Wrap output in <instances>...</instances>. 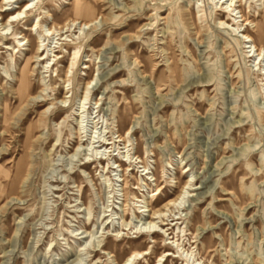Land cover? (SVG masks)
Instances as JSON below:
<instances>
[{
	"label": "rangeland",
	"instance_id": "rangeland-1",
	"mask_svg": "<svg viewBox=\"0 0 264 264\" xmlns=\"http://www.w3.org/2000/svg\"><path fill=\"white\" fill-rule=\"evenodd\" d=\"M218 1L43 0L5 30L9 45L25 40L14 57L0 46V264H122L150 245L151 253L134 264H154L167 251L164 264H181L180 253L191 250L189 264H264V54L256 61L250 47L264 46V0H234L236 19L222 26L228 5ZM0 14L2 31L8 14ZM75 18L95 20L83 30L74 25L63 36L67 41L50 34L49 28L60 30ZM39 33H49L44 48L62 56L48 72L35 54ZM245 35L254 43H244ZM27 60L29 85L21 99ZM78 115L86 139L113 130L124 138L133 128L128 149L117 143L133 166L112 156L115 170L104 176L107 161L78 170L90 153L83 146L73 156ZM23 160L28 174L13 183ZM184 166L196 185L180 209L168 212L171 228L174 216L183 217L169 230L170 237L181 232L186 252L178 253L168 234L135 233L144 220L132 214L176 198L186 181ZM83 247L89 254L81 256Z\"/></svg>",
	"mask_w": 264,
	"mask_h": 264
},
{
	"label": "bare ground",
	"instance_id": "bare-ground-1",
	"mask_svg": "<svg viewBox=\"0 0 264 264\" xmlns=\"http://www.w3.org/2000/svg\"><path fill=\"white\" fill-rule=\"evenodd\" d=\"M21 1L23 2V5L20 6L19 8H17V9L16 8L14 9L13 7L15 6V4H19V3H21ZM41 1H43V0H2V2L0 4V12L4 13L6 15L8 14V20L6 21V23L3 24L4 27L2 28V31H0V46L2 45L3 46L2 49L3 48L6 49V52L10 53V55L12 57H14V54L17 55L20 52L21 45H22L21 43L23 42V40H25V37H23L22 39L20 37H17L18 38V43H19L18 47L15 44H14V46H11L6 41L8 39V35L9 34L6 32L8 34V35H6L5 30H7L9 27L14 25L15 23H17V24L21 23L25 18H29L30 13H33L36 10V8L39 6V3ZM220 1L221 0H219L217 2V4L220 3ZM225 2H226V4L228 6H227V8H225L223 10V12H224L225 15H227V20L219 18L220 19V21H219L220 26L225 25V23H229L231 19L232 20L236 19V16L233 14L234 10L230 9L232 7V4H233L234 0H226ZM225 2L222 4V7H223V5H225ZM82 5H77L76 6V10H80V8H82ZM162 8H163V6L158 7L157 9L160 10ZM84 10H85V13H89V9L88 8H85ZM201 11H203V10H200L199 13ZM1 15L2 14H0V20H3L1 18ZM241 17L243 18L244 15H241ZM161 19L162 20H166V17H162ZM94 20L95 19H92L90 21H83V20H80L79 18H75V19L70 20V22L66 23L64 26H62L60 28V30H57V28H54V29L53 28H49L48 30H49L50 34L54 38H55V36L60 35V37L58 38L60 41H67L66 39H63V36H65V33H68L74 25H76V27H77V25H79V29L83 30L86 27L91 26L93 24ZM243 23L251 24L252 20H250L249 18H244L243 19ZM41 24H42V20H39L38 22L34 21L32 23V25H31V27L29 28V30L31 32H33L38 26H41ZM242 25H244V24H242ZM232 26H233V28L234 27L236 28L235 24H232ZM66 27H68V30L66 32H62L63 30H65ZM58 31H60V33L56 34ZM232 31H235V30L233 29ZM247 31H249V30L247 29ZM11 34L17 35L16 32L15 33L12 32ZM20 34L22 35V33H20ZM39 34H40V37H39L40 40L37 41V48H36L35 54H36V58L39 61H41L42 63H44V65H43L44 67L43 68L47 69L46 71L48 72V71H51V70L54 69V67L58 63L59 58L62 57V56H60L59 54H53L52 55V54H50V52L55 53L57 51H55L54 49H48L47 47L44 48V42L46 41V38L49 37L48 36V35H50L49 33H48V35H46L44 33H42V34L39 33ZM43 37L45 39H43V42H42L41 38H43ZM245 37H246L247 40L244 41V43H254V39L253 38H251L250 36H246V35H245ZM64 43L65 42L60 43L59 47L63 46ZM252 46L255 49L254 50V56H255L256 61H257L264 54V46H261L260 48H257V46L253 44L250 47H252ZM46 51H48V53ZM45 52L47 53L46 55H45ZM3 54H4V51L0 53V62L3 59ZM76 54H77V49H75V52L73 54L74 56L71 57L69 67L67 69V79H66L65 83L71 81L70 72L74 68V65H75V62H76ZM252 57L253 56H251V58ZM51 64H53V65L51 66ZM29 65H30V61L27 60L26 66L22 69V74H21V79H20V91H18L19 97L21 99H22V96H23L22 93L26 92V89H27V87L29 85V69H28ZM259 65H260V68H261L262 67L261 66V62L259 63ZM50 68H51V70H50ZM46 84H47V82H46ZM91 85L92 84H91L90 81L87 82L85 95L81 99V105H80L81 106V110H82L81 114L85 113L86 103H87V99H88L87 92L89 91V88H90ZM42 90L46 91L47 87H44ZM70 90L71 89H69L66 92L67 95H69ZM67 101H68L67 99H63L62 100V102L65 103L64 106L62 105L63 108H66ZM98 103H99V101H97L95 104H98ZM68 107H70V104L68 105ZM45 112H47V109L45 110ZM78 117L80 118V115H78ZM10 120H11V116L9 114V111H6V114L3 117V121H4V124H5L4 127H5L6 130H9L11 127H13L11 125V123H9ZM95 120H96V117H95ZM93 122L96 123V127H97L98 124H99V121H93ZM83 129H84V120L82 119V116H81L80 120L78 121L79 137H78V140L76 142V146L74 148L73 156L78 155V153L80 152V148H82L83 146L86 147L85 150L87 152H90L91 154L87 153L86 157H85L86 159L82 158L81 161H78V166L80 168L78 170H83V167L87 166V164L90 163V161H93V162L97 161L100 164H103V161H107V165L106 166L105 165L102 166V170H101L102 175L105 172L109 173L111 171H114L115 170V167H114L115 165H112L111 162H110V159H111L112 156L113 157L120 156L121 163H125V164L129 163V167L133 166L134 162L132 161L133 160L132 157L129 156V153H127L126 151H121L122 149H126V148L128 149L129 148L130 145H128V143H129L130 134L132 133L133 128H130L127 131V136L124 137V138H122L120 135H118L115 138V133L113 132L114 131L113 130V131H100V133L98 134L99 137H97L98 135L95 134V133H97V131H93L91 133L90 137L87 138V139L83 135ZM104 132H107L108 134H112V135H110V137L107 138L104 135ZM31 134L32 133L27 134V136L33 137V135H31ZM102 134L104 135V137L102 136ZM120 141H122L124 143V146L121 147V150H120V146H119L120 144L119 145L117 144ZM55 145H57V144H55ZM118 166L121 167L122 165L119 164ZM25 167H26V163L24 162V160L22 162L18 163L17 169H16L17 171H16V173L14 175V178H13V183H18V182H20L21 179L25 178V176L28 174V171H29V168H28L27 172H25V169H26ZM143 167H144V169H143L142 172L144 173L147 170V166L144 164ZM76 171L77 170H75L74 172H76ZM143 173H142V176H143ZM183 173L186 174V181L182 185L180 193L178 194V196L176 198L168 200L164 204V206H162L161 208H158V209H156L154 211H151L148 208V205H144V206H138L137 205L138 209H135L133 211V214H132L136 218H139L141 221L144 220L143 225L142 226L140 225L141 227H139L138 224H137V227H136L137 230H136L135 233H142V234L160 233V234H163V235L168 234L169 239H170L169 244L170 245L172 244L175 247H177L178 253H179V249L180 248L182 250H184V252H186V249H184L183 244H181V232H179L177 235H174L173 237H170L172 233H169V230L170 229L174 230L175 226H177L179 224V221H181L183 219V217L182 216L181 217L174 216V218L172 219V222L173 223L176 222V223L171 228V224L168 223V221H169V218L172 215L168 214V212L171 211V210H172L171 212H173L174 208L180 209V207H182L183 203L185 202L186 198H188V196H191L190 192L194 190V187L196 185L194 183V179L191 178L190 170L188 169L187 166L183 167ZM146 174H148V172ZM112 180H114V179L112 178ZM123 182L125 184L128 183L126 178L123 179ZM1 186H2V184H0V188H2ZM137 189L142 190V186L137 187ZM124 190L125 189H123V191ZM124 196H126V192H124ZM146 199H147V197H146ZM137 202L139 203V202H142V201L138 199ZM106 221L109 222V219L106 220ZM111 223H113V219H112ZM111 223L109 224V227H110ZM131 229H133V228H131ZM134 229H135V227H134ZM179 229H181V226L179 227ZM175 237H176V240H175ZM151 248H152V245H150L145 250L134 252V253L130 254L125 259V261L122 264H134V261L136 260L137 256L144 257V256L149 255L151 253ZM84 250H86L84 247L80 248L81 256H82V254L84 255L85 252L82 253ZM96 250H98V249H96ZM101 251H105L104 247L101 248ZM104 253H107V252L105 251ZM85 254L87 255V254H89V252L86 251ZM169 255H171L170 251L165 252V254L161 255L154 264H162L163 263V259H164L163 257H167ZM192 255H193V251L192 250L186 252V257H184L183 254L180 253L179 257L182 260L181 264H189V261L192 259V258L190 259V257Z\"/></svg>",
	"mask_w": 264,
	"mask_h": 264
}]
</instances>
